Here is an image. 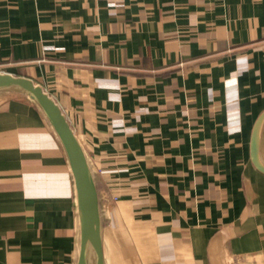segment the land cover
<instances>
[{"label": "crops", "instance_id": "1", "mask_svg": "<svg viewBox=\"0 0 264 264\" xmlns=\"http://www.w3.org/2000/svg\"><path fill=\"white\" fill-rule=\"evenodd\" d=\"M0 73L40 85L79 141L104 264H264V0H0ZM79 250L63 148L0 92V264Z\"/></svg>", "mask_w": 264, "mask_h": 264}, {"label": "water", "instance_id": "2", "mask_svg": "<svg viewBox=\"0 0 264 264\" xmlns=\"http://www.w3.org/2000/svg\"><path fill=\"white\" fill-rule=\"evenodd\" d=\"M0 92L23 94L41 110L66 155L75 187L80 220V250L77 264H104L99 201L93 176L79 141L55 101L31 79L0 73ZM264 111L258 117L251 138V158L264 172L258 155Z\"/></svg>", "mask_w": 264, "mask_h": 264}]
</instances>
